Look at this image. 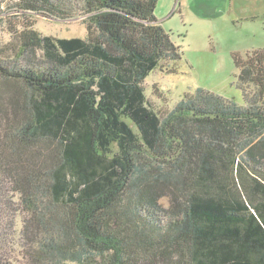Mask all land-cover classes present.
<instances>
[{"label":"trees","instance_id":"1","mask_svg":"<svg viewBox=\"0 0 264 264\" xmlns=\"http://www.w3.org/2000/svg\"><path fill=\"white\" fill-rule=\"evenodd\" d=\"M158 1L5 4L22 19L0 39V185L25 205L22 264H264V48L234 53L244 105L197 88L161 111L145 79L182 53Z\"/></svg>","mask_w":264,"mask_h":264},{"label":"rangeland","instance_id":"2","mask_svg":"<svg viewBox=\"0 0 264 264\" xmlns=\"http://www.w3.org/2000/svg\"><path fill=\"white\" fill-rule=\"evenodd\" d=\"M8 1L0 0L1 43L12 39L9 32L22 19L14 12H8L5 5H13L18 0ZM155 16L182 53L176 65L170 63L168 66H176V72L156 69L145 79L149 101L155 108L171 110L187 92L197 88L245 104L237 86L234 53L245 56L250 51L264 48V0H159ZM30 18L36 21L35 28L44 35L85 38L88 34L83 16L57 19L33 14ZM21 60L24 67L32 61L26 56ZM7 83L0 79V106L7 92L12 90ZM2 183L0 260L2 264L26 263L25 249L29 242L23 230L25 205L11 183H5V179ZM162 202L167 204L168 199L163 198Z\"/></svg>","mask_w":264,"mask_h":264}]
</instances>
